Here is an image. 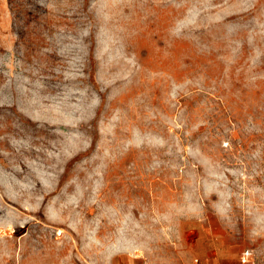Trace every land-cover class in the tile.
<instances>
[{"label":"rangeland","instance_id":"374dc122","mask_svg":"<svg viewBox=\"0 0 264 264\" xmlns=\"http://www.w3.org/2000/svg\"><path fill=\"white\" fill-rule=\"evenodd\" d=\"M211 248L264 264V0H0V264Z\"/></svg>","mask_w":264,"mask_h":264},{"label":"crops","instance_id":"0c3cea01","mask_svg":"<svg viewBox=\"0 0 264 264\" xmlns=\"http://www.w3.org/2000/svg\"><path fill=\"white\" fill-rule=\"evenodd\" d=\"M200 264H239V262L238 257H228L226 259L223 254H219L218 251L211 248L210 250H206V253H202Z\"/></svg>","mask_w":264,"mask_h":264},{"label":"built area","instance_id":"2783aa9c","mask_svg":"<svg viewBox=\"0 0 264 264\" xmlns=\"http://www.w3.org/2000/svg\"><path fill=\"white\" fill-rule=\"evenodd\" d=\"M246 254H248V252H246Z\"/></svg>","mask_w":264,"mask_h":264}]
</instances>
